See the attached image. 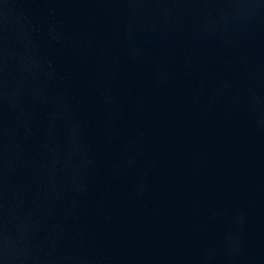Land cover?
Instances as JSON below:
<instances>
[{
	"label": "water",
	"instance_id": "95a60500",
	"mask_svg": "<svg viewBox=\"0 0 264 264\" xmlns=\"http://www.w3.org/2000/svg\"><path fill=\"white\" fill-rule=\"evenodd\" d=\"M0 264H264V0H0Z\"/></svg>",
	"mask_w": 264,
	"mask_h": 264
}]
</instances>
